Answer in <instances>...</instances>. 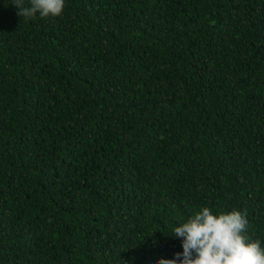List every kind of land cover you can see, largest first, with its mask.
Masks as SVG:
<instances>
[{"label": "trees", "instance_id": "trees-1", "mask_svg": "<svg viewBox=\"0 0 264 264\" xmlns=\"http://www.w3.org/2000/svg\"><path fill=\"white\" fill-rule=\"evenodd\" d=\"M17 12L0 0V264L173 259L203 207L264 247V0Z\"/></svg>", "mask_w": 264, "mask_h": 264}, {"label": "clouds", "instance_id": "clouds-1", "mask_svg": "<svg viewBox=\"0 0 264 264\" xmlns=\"http://www.w3.org/2000/svg\"><path fill=\"white\" fill-rule=\"evenodd\" d=\"M19 17L25 19L57 17L65 0H13ZM247 213L233 210L214 214L203 207L173 229L181 238L182 253L173 259H158L155 264H264V247L248 235Z\"/></svg>", "mask_w": 264, "mask_h": 264}]
</instances>
